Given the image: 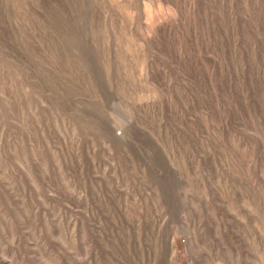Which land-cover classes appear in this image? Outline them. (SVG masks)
Here are the masks:
<instances>
[{
	"label": "rangeland",
	"instance_id": "rangeland-1",
	"mask_svg": "<svg viewBox=\"0 0 264 264\" xmlns=\"http://www.w3.org/2000/svg\"><path fill=\"white\" fill-rule=\"evenodd\" d=\"M0 264H264V0H0Z\"/></svg>",
	"mask_w": 264,
	"mask_h": 264
},
{
	"label": "bare ground",
	"instance_id": "bare-ground-1",
	"mask_svg": "<svg viewBox=\"0 0 264 264\" xmlns=\"http://www.w3.org/2000/svg\"><path fill=\"white\" fill-rule=\"evenodd\" d=\"M174 239V238H173Z\"/></svg>",
	"mask_w": 264,
	"mask_h": 264
}]
</instances>
